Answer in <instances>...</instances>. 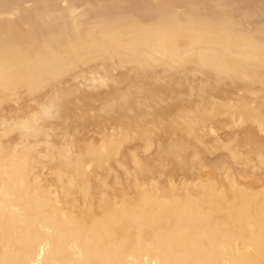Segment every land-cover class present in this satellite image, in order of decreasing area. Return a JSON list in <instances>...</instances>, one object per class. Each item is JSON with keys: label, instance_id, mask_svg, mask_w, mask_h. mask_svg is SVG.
<instances>
[{"label": "bare ground", "instance_id": "6f19581e", "mask_svg": "<svg viewBox=\"0 0 264 264\" xmlns=\"http://www.w3.org/2000/svg\"><path fill=\"white\" fill-rule=\"evenodd\" d=\"M67 1L0 0V264H264V23Z\"/></svg>", "mask_w": 264, "mask_h": 264}, {"label": "rangeland", "instance_id": "374dc122", "mask_svg": "<svg viewBox=\"0 0 264 264\" xmlns=\"http://www.w3.org/2000/svg\"><path fill=\"white\" fill-rule=\"evenodd\" d=\"M70 1H71V3H70ZM232 1V0H231ZM240 1V2H239ZM234 2L236 3L237 2V5H234V6H236V8H237V6L240 4V5H242V6H244V8L242 7V6H238V8L239 7H241V8H239L240 10H243V11H248L247 13L249 14V16L250 17H252V22H254V21H256V22H258V23H264V12H261V11H259V12H257L258 10L257 9H253L252 10V8L250 9V7L251 6H249L246 2H245V0H234ZM233 1H232V3H234ZM242 2V3H241ZM67 4H69V5H71V6H73V7H75L76 8V10H78V11H80V10H82L83 8H84V5H81L80 3H75V1L72 3V0H68L67 2H66ZM26 5L27 4H30L29 2H27V3H25ZM245 4L247 5V8H246V6H245ZM62 7V6H61ZM248 7H249V9H248ZM246 8V9H245ZM250 10H252L251 12H250ZM256 10V12H253V11H255ZM261 15V16H260ZM87 77V76H86ZM239 96H241L240 95V93L238 94ZM238 96V97H239ZM237 98H233V101L234 100H236ZM92 126H94V127H96L95 125H92ZM92 126H90V128L89 129H92L93 127ZM75 129L76 130H79L80 131V126H78V123H77V125H75ZM222 129V131H226V129H224V128H221ZM82 134H83V132H81Z\"/></svg>", "mask_w": 264, "mask_h": 264}]
</instances>
